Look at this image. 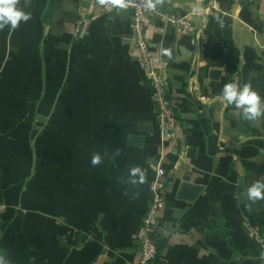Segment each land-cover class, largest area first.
I'll use <instances>...</instances> for the list:
<instances>
[{"label": "crops", "instance_id": "0c3cea01", "mask_svg": "<svg viewBox=\"0 0 264 264\" xmlns=\"http://www.w3.org/2000/svg\"><path fill=\"white\" fill-rule=\"evenodd\" d=\"M149 1L163 15L191 19L188 36L162 17L145 31L178 116L173 145L162 139L127 8L18 0L31 18L0 30V255L7 264H135V237L157 181L164 205L154 264H264L255 235L264 237V198L243 195L264 182V115L243 120L218 99L235 76L264 100V0ZM81 13L90 23L78 41ZM233 49L238 69L230 78L220 60ZM95 153L102 162L93 166ZM135 167L144 182L130 185ZM184 177L200 190H183Z\"/></svg>", "mask_w": 264, "mask_h": 264}, {"label": "built area", "instance_id": "2783aa9c", "mask_svg": "<svg viewBox=\"0 0 264 264\" xmlns=\"http://www.w3.org/2000/svg\"><path fill=\"white\" fill-rule=\"evenodd\" d=\"M97 1L106 13H112L119 9L113 6L110 0ZM125 2L128 4L127 9L131 13V26L136 50L151 82V98L155 107L157 124L162 133V139L173 145L177 141L176 116L170 109L167 100L168 80L163 69L156 67L153 61L145 31L152 18L162 17L167 23L176 27L180 36H188L192 30L190 14L163 15L155 6L152 8L147 6L151 3L149 0H125ZM89 23V17L82 13L79 14L73 29L75 40L79 41L85 37ZM232 83L239 85L235 76L232 79ZM151 190V204L135 237L137 245V261L135 264H154L157 257L153 234L159 229L157 214L164 205V190L158 181L155 182ZM255 235L260 242H264V237L259 236L257 233Z\"/></svg>", "mask_w": 264, "mask_h": 264}, {"label": "clouds", "instance_id": "9594fccd", "mask_svg": "<svg viewBox=\"0 0 264 264\" xmlns=\"http://www.w3.org/2000/svg\"><path fill=\"white\" fill-rule=\"evenodd\" d=\"M17 2L18 0H0V30L6 27L15 29L21 22H27L31 18L30 13L17 7ZM110 3L119 9L128 7L125 0H110ZM147 6L152 8L154 5L149 3ZM163 54L169 55L167 50ZM218 99L226 105H234L235 108L240 109L243 120H255L264 115V100L253 90L251 84L228 83L222 88ZM115 155H119V152H116ZM101 162L102 156L99 153L93 154L91 164L95 166ZM125 182L130 185L142 184L144 172L139 167L130 169V174ZM262 194H264V182L259 181L251 184L243 193L244 198L249 202L264 198ZM0 264H7L3 255H0Z\"/></svg>", "mask_w": 264, "mask_h": 264}, {"label": "trees", "instance_id": "16d2710c", "mask_svg": "<svg viewBox=\"0 0 264 264\" xmlns=\"http://www.w3.org/2000/svg\"><path fill=\"white\" fill-rule=\"evenodd\" d=\"M52 13V5L50 4L44 11L42 20L45 24L49 21V17L51 16ZM238 52L236 50H229L226 53H223L221 60H220V65L224 67V70L226 74L232 78L233 75L236 74L237 69H238ZM169 95L167 94V99ZM152 101V98H151ZM153 104V102H152ZM154 106V105H153ZM175 112V111H174ZM176 119H178V116L176 114ZM248 208L251 210L252 206L249 204ZM263 248H264V242H263Z\"/></svg>", "mask_w": 264, "mask_h": 264}, {"label": "water", "instance_id": "95a60500", "mask_svg": "<svg viewBox=\"0 0 264 264\" xmlns=\"http://www.w3.org/2000/svg\"><path fill=\"white\" fill-rule=\"evenodd\" d=\"M215 72V73H214ZM212 74H218V73H216V71H214ZM133 139H136V140H139V141H141V137H134ZM180 187L184 190V189H189V188H191V189H194V191H198V190H200V187H195V186H192V185H190V183H189V177H184L183 179H182V183H181V185H180Z\"/></svg>", "mask_w": 264, "mask_h": 264}]
</instances>
